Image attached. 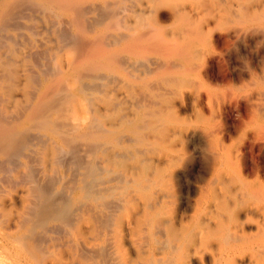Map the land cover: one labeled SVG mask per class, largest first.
<instances>
[{
    "label": "bare ground",
    "instance_id": "obj_1",
    "mask_svg": "<svg viewBox=\"0 0 264 264\" xmlns=\"http://www.w3.org/2000/svg\"><path fill=\"white\" fill-rule=\"evenodd\" d=\"M260 41L264 0H0V264H264Z\"/></svg>",
    "mask_w": 264,
    "mask_h": 264
},
{
    "label": "rangeland",
    "instance_id": "obj_2",
    "mask_svg": "<svg viewBox=\"0 0 264 264\" xmlns=\"http://www.w3.org/2000/svg\"><path fill=\"white\" fill-rule=\"evenodd\" d=\"M167 10H163L162 11V13H161V15H160V17H159V19H160V22H161V25L162 26H164V27H167V26H169V27H167V28H170L171 26H172V23H173V20H171L172 19V14H171V12L168 10L167 12H166ZM169 12V13H168ZM165 13H166V15H167V17H170L169 19L166 17V15H165ZM169 15H171V16H169ZM165 16V19H163V17ZM163 20H162V19ZM165 20V21H164ZM167 20V21H166ZM170 20H171V22H170ZM166 22V23H165ZM168 22V23H167ZM167 25V26H166ZM25 34H24V33ZM22 35V37H28L27 39L29 40L30 39V35H28V31L26 30V29H23L22 30V33H21ZM24 35V36H23ZM27 35V36H26ZM47 38L48 37V35H43V34H41V35H37V36H35V39H37V40H42V39H44L45 37ZM23 38L25 41H26V38ZM27 40V41H28ZM260 47H259V49L256 47L255 49H252L251 50V48H246V50L244 49V53L245 54H247V56H251V58H249L248 57V63H247V67H249L250 65H251V63L253 62V64L251 65V67H249L250 69H251V71L253 70L254 71V69H256L257 68V72H259V70H260V68L262 69V67L264 66V45H263V41H260ZM255 59V61H254V59ZM250 59V60H249ZM235 61V62H234ZM241 61V60H240ZM250 61H251V63H250ZM246 61H244V63H245ZM250 64V65H249ZM258 64V65H257ZM234 65H235V67H234ZM239 65V66H238ZM241 65H243V63L241 64L240 62H238V60L236 61V59H232L231 60V66L235 69L236 67H238L239 69H241V70H239L238 68H236L235 70V72L237 73V71H239L238 73H240L239 75H241V73L243 74V73H245V74H243V75H247L246 74V72H247V68L245 69L244 68V66H241ZM256 65V66H255ZM242 68H241V67ZM252 66H253V68H252ZM258 66H259V68H258ZM44 68V67H43ZM244 70V71H243ZM243 71V72H242ZM246 71V72H245ZM260 73V72H259ZM205 81H206V83H208L207 84V86L209 87V88H211V87H213V88H211V89H213L214 91H222L223 92V90L224 91H228V92H230V91H232L233 90V88L234 87H239V86H242V85H244V84H248L249 85V83H250V79L248 80V79H231V81L230 82H228V83H226L225 85L224 84H221V82L218 80V81H215L216 79H204ZM237 80H239V81H237ZM196 81H197V79H196ZM215 81V82H214ZM236 81V82H235ZM214 82V83H213ZM218 82V83H217ZM235 83V84H234ZM216 85V86H215ZM220 85V86H219ZM233 87V88H232ZM236 87V88H237ZM218 88V89H217ZM225 88V89H224ZM227 89V90H226ZM230 91H229V90ZM219 93H221V92H219ZM195 99H197L196 100V102L197 103H195V101L193 102V101H185L184 103H183V108H181V112H180V117L182 118V119H184V120H186V119H188L189 121H195V119H196V113L198 112H201V114L202 115H204L205 117H207V118H209V115H210V113H211V116H210V120L212 121V123L217 127L218 125V127H224L225 128V126H226V128L227 129H230V131L233 129H235V131H231V134H230V136H229V142H228V139H227V143L228 144H230V142H232L233 141V138H234V141H236V140H238V138H239V134H240V129L238 130V128H237V124H238V121L236 122L235 120H237V119H239V116L237 115V112L236 111H232V112H230V110H228L227 112L226 111H220V109H218V103L216 102V101H214L213 103H215V104H212L211 106H209L210 104H208L207 103V100L206 99H200V98H195ZM194 99V100H195ZM200 99V100H199ZM186 103H187V105H186ZM194 103V104H193ZM198 103H200L201 104V106H200V104H198ZM203 103V104H202ZM193 104V105H192ZM198 104V105H197ZM178 105H179V103H178ZM204 105V106H203ZM214 105H216V106H214ZM189 106V107H188ZM208 106L211 108H208ZM192 107V108H191ZM202 107V108H201ZM204 107H205V109L206 110H204ZM213 107V108H212ZM179 108V107H178ZM191 108V109H190ZM194 108V109H193ZM196 108V109H195ZM200 108H201V110H200ZM184 109V110H183ZM187 109V110H186ZM208 109H210V111L211 112H209V110ZM191 110V111H190ZM198 110H200V111H198ZM216 110V111H215ZM183 111V112H182ZM185 111V112H184ZM208 113H207V112ZM193 112V113H192ZM220 112H221V114H225L224 115V117H223V115H221L220 114ZM236 112V113H235ZM181 113H182V115H181ZM184 113V114H183ZM209 114V115H207V114ZM216 113V114H215ZM232 113H233V116H232ZM186 114V115H185ZM192 116H191V115ZM213 114H214V117H213ZM190 115V116H189ZM195 115V116H194ZM216 115V116H215ZM227 115H229V116H227ZM234 115L235 116H237L236 118L234 117ZM195 118H194V117ZM219 117V119H217L216 117ZM221 117V118H220ZM228 118V119H226V118ZM193 118V119H192ZM216 118V119H215ZM224 118V119H223ZM233 118H234V120H233ZM192 119V120H191ZM213 119H215V120H213ZM221 119H223V120H221ZM217 120V121H216ZM224 120L225 121H227V123L225 124L224 123ZM229 120V121H228ZM187 121V120H186ZM219 121V122H218ZM223 121V122H222ZM234 121V122H233ZM221 122V123H220ZM231 123V124H230ZM234 123H236V124H234ZM218 124V125H217ZM229 124V125H228ZM221 125V126H220ZM231 125H236V126H234V128H233V126H231ZM236 127V128H235ZM234 132V133H233ZM239 133V134H238ZM232 136V137H231ZM236 136V137H235ZM192 141V142H191ZM194 142V143H193ZM193 143V144H192ZM190 144V145H189ZM189 145V146H188ZM192 145H193V149L191 148L190 149V147H192ZM194 145H197L196 144V140L194 141L192 138H190V141H187V146H188V149H187V156L189 157V159H190V157H191V159H192V161H190L189 163L191 164H189L188 165V168H190V170L188 169V170H186V171H188V172H186L185 170H183L181 173H180V175H181V178L178 180V182L177 183H175L173 186H174V189H175V194H176V199H177V203H179V199H182V198H185L186 199V197L188 196V193H189V195H191L190 196V199L191 200H195L196 199V195H194V192L196 191V189L194 190V191H192L191 193L187 190V188L189 189L190 187L191 188H194V186H193V183L196 185V182H195V178L197 177V176H201V175H205L206 174V165L203 163H199L198 162V159H196L197 157V155H194V154H196V146L194 147ZM193 150V151H192ZM190 153V154H189ZM190 155V156H189ZM190 159V160H191ZM194 160V161H193ZM198 163V164H197ZM187 169V168H186ZM204 172V173H203ZM186 173H187V175H186ZM184 174V175H183ZM185 176V177H184ZM190 177V178H189ZM187 178H188V180H187ZM185 180V181H184ZM180 181V182H179ZM186 182V183H185ZM182 183L184 184V185H186V186H183L182 185ZM179 184V185H178ZM187 185H188V187H187ZM191 185V186H190ZM181 186H182V188H181ZM190 186V187H189ZM183 189V190H182ZM185 190V191H184ZM183 192V194H182V192ZM184 192L186 193V196H185V194H184ZM182 197V198H181ZM188 201V200H187Z\"/></svg>",
    "mask_w": 264,
    "mask_h": 264
}]
</instances>
